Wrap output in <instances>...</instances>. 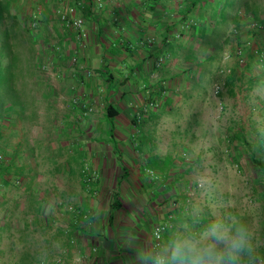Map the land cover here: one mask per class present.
Segmentation results:
<instances>
[{"label":"crops","instance_id":"obj_1","mask_svg":"<svg viewBox=\"0 0 264 264\" xmlns=\"http://www.w3.org/2000/svg\"><path fill=\"white\" fill-rule=\"evenodd\" d=\"M0 3L9 10L0 16V35L9 32L10 45L4 57L7 61L15 57L22 64V76L23 62L29 59L33 77L24 80V85L34 96V105L47 110L49 117L71 109L80 111V117L92 111L90 118L100 116L103 120L93 126L106 123L105 109L112 105L117 114L110 123L114 128L111 135L123 140L112 149L103 146L98 159L90 161L97 178L86 182L64 163L63 171L50 174L47 187L41 190L39 178L24 158L22 118L30 121V117L19 114L17 102L2 106L0 264H55L58 260L61 264H155L157 254H164L178 233L194 235L197 225L185 224L178 209L169 206V198L175 195L162 187L161 173L155 174V182L143 173L152 154L136 152L125 134L135 132L137 126L153 132V123L176 109L161 100H171L178 83L177 95L187 93L179 98V106L197 101L198 116L200 95L186 92V88L189 84L191 89L199 88V78L194 77V70L179 81L169 78L168 69L173 66L168 63L167 48L154 38L152 15L139 0ZM69 7H74V16L83 21V37L59 20V14H66ZM13 21L14 25L8 24ZM24 21L27 27L33 25L26 28L29 34ZM23 34L32 36L31 46L18 45L17 38ZM44 64L48 72L41 71ZM187 69L184 74L189 73ZM18 98L21 101V94ZM151 100L155 103L153 114L145 117L144 124L136 123L133 113L144 110ZM71 145L91 148L87 142ZM100 147L92 146L95 151ZM22 165L24 173L20 172ZM72 166L77 165L73 162ZM159 225L166 230L157 250L152 234Z\"/></svg>","mask_w":264,"mask_h":264},{"label":"rangeland","instance_id":"obj_2","mask_svg":"<svg viewBox=\"0 0 264 264\" xmlns=\"http://www.w3.org/2000/svg\"><path fill=\"white\" fill-rule=\"evenodd\" d=\"M242 4H248L250 9L258 7L264 14V0H240L237 5ZM235 9L236 6L228 11V19L233 17ZM238 13L243 14L241 9ZM244 18L238 21L237 27H233L231 20L216 26L218 35L208 39L211 45L207 48L201 41L190 39L177 48L178 57L175 61L168 55V63L174 67L168 69L169 78L176 77L179 81V78L189 77L193 70L194 77H199V88L191 89V84L186 88V92H197L200 95L198 116L195 113L197 101L190 100L182 103L185 106H179V98L185 97L187 93L183 91V95H177L180 89L178 83L171 93L174 99L163 97L161 100L176 109L156 120L152 133H146L143 126H137L135 132L125 135L127 142L135 147L136 152L152 154L149 164H164L169 159L173 161L174 166L167 173L149 166L145 167L143 173L154 182L155 174L161 173L164 188L173 178L178 180L171 185L168 192L173 191L175 198H169L167 203L174 207V210L178 209L179 216L185 218V224L197 225L193 235L195 238H201L204 230L213 221L223 219L230 223L229 217H233L249 226L258 245V256L264 257V199L254 182L253 167L245 154L235 149L229 135L230 129L242 130L248 142L254 143L264 134V59L251 56L244 46L241 48L237 45V37L246 32L249 26L258 27L259 30L262 28L255 22L248 23ZM261 19H264V15H261ZM13 23L14 21L8 22ZM23 24L25 29L31 28V24L27 27L26 21ZM261 33L264 34L262 30ZM4 35L5 33L0 35L1 54H5L8 49L7 37ZM31 39L32 36L23 34L17 38V42L26 48L31 46ZM249 44L253 48V40ZM188 51V58H192L191 60L185 59ZM207 51L212 52L211 60L206 59L209 56ZM15 60V57L10 61L4 57L3 60L0 59V112L6 102L12 105L17 102L19 114L30 117V121L29 118H22L25 144L23 151L25 161L28 162L26 166H32L33 174L39 178L40 189L47 187L46 182L50 174L58 175L63 171L64 163L71 173L78 174L86 182L97 178L90 161L98 159V153L102 152L103 146L112 149L114 144L122 143L123 140L112 137L111 130L114 128L109 122L93 126L94 123L101 124L99 121L103 120L100 116L90 118L92 111L89 110L82 117L81 112L76 109L61 112L58 116L53 113V116L49 117L47 110H41L34 105V96L26 91L24 80L26 82L33 77L29 59V63H26L27 60L23 62V76L22 64ZM194 60L196 63L205 62L196 68ZM45 64L40 67L41 71L48 72ZM236 66L238 80L235 81L230 94L225 83L229 71ZM184 68H190L189 73L184 74L188 71ZM215 85L221 87L219 94L214 93ZM19 94L21 101L18 100ZM175 98L176 102H171ZM74 102L76 103L75 100ZM153 104L155 103L151 100L144 110L138 109L133 113L136 123L144 124L145 117L153 114ZM12 135L11 139L15 140V135ZM64 142L68 143L65 147ZM80 142H87L91 148L71 145ZM93 145L101 147L95 151ZM73 162L76 167L72 166ZM24 168L22 165L20 172H23ZM179 193L180 195H176ZM44 199L46 201L47 198ZM186 217H192L194 221L190 223ZM217 247L223 250L224 245ZM59 261L55 264H61Z\"/></svg>","mask_w":264,"mask_h":264},{"label":"trees","instance_id":"obj_3","mask_svg":"<svg viewBox=\"0 0 264 264\" xmlns=\"http://www.w3.org/2000/svg\"><path fill=\"white\" fill-rule=\"evenodd\" d=\"M140 4L144 7L145 12H149L152 15V23L154 29V38L161 39L160 45L162 48H167V53L173 59L178 57L177 48L183 46L190 39L201 41L205 48L211 45L208 39L217 34V27L219 24H224L227 20H231L233 27L238 26V21L245 17L244 19L248 23L255 22L261 26L262 32H264V19H261V10L258 7L248 8V4L237 5L240 0H139ZM236 6L234 15L231 19H228V11L233 10ZM239 9L242 10L243 14H239ZM8 8L0 3V16L2 13H8ZM16 22L14 21L13 25ZM1 24V23H0ZM161 24V27H160ZM258 27L249 26L240 36L237 37L238 47H245L246 51L258 59H264V34L261 33ZM26 32H29L26 29ZM7 37L6 42H8L9 32L7 31L5 35ZM240 37V38H239ZM253 40V48L250 46V42ZM0 43H2L0 41ZM2 46H0L1 48ZM9 48V47H8ZM206 59H212V52L207 51ZM190 51L185 55V59L188 58ZM5 54L0 53V59L2 60ZM5 58V57H4ZM195 60L193 61L194 64ZM195 62L196 68L203 64L205 61ZM236 66L233 70L229 71L227 76L226 87H229V92L232 94L235 81L238 80ZM199 71L198 73H200ZM201 75V73L199 74ZM199 78V77H198ZM117 111L112 105H108L105 109L104 120L111 123L116 117ZM229 135L231 137L232 143L237 151L244 153L249 161L250 165L253 167L254 171V182L256 184L257 190L262 199H264V134L259 136L254 143L248 142L242 130H229ZM172 160L169 159L164 164L160 162L151 163L148 166L158 170L162 173H167L174 165ZM179 176V175H178ZM177 176V178H178ZM167 180V179H166ZM175 178L169 184H166L165 191L168 193L172 184L176 183ZM172 185V186H171ZM190 223L191 218H187Z\"/></svg>","mask_w":264,"mask_h":264},{"label":"clouds","instance_id":"obj_4","mask_svg":"<svg viewBox=\"0 0 264 264\" xmlns=\"http://www.w3.org/2000/svg\"><path fill=\"white\" fill-rule=\"evenodd\" d=\"M230 223L223 219L213 221L201 238L177 234L163 250L168 255L157 254L155 264H264L258 256V245L249 226L233 217ZM223 244V250L218 245Z\"/></svg>","mask_w":264,"mask_h":264},{"label":"built area","instance_id":"obj_5","mask_svg":"<svg viewBox=\"0 0 264 264\" xmlns=\"http://www.w3.org/2000/svg\"><path fill=\"white\" fill-rule=\"evenodd\" d=\"M68 1L72 2L73 0H68ZM74 12H75V8L69 7L66 11V14H64V13L59 14L60 15L59 20L66 27L72 29L74 32H76V33L80 32V35L83 37L84 34L81 33L83 21L81 20V18L74 16ZM31 27H33V25ZM213 90H214L215 94H219L221 91V87L219 85H215L213 87ZM165 230H166V227L163 225H159V226L155 227V229L153 230L152 235H153L154 241L156 242L157 250L160 249L158 246H159V243H161V241H162V236H163V233L165 232Z\"/></svg>","mask_w":264,"mask_h":264}]
</instances>
